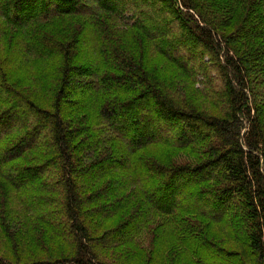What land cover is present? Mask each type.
Here are the masks:
<instances>
[{"label":"trees","instance_id":"16d2710c","mask_svg":"<svg viewBox=\"0 0 264 264\" xmlns=\"http://www.w3.org/2000/svg\"><path fill=\"white\" fill-rule=\"evenodd\" d=\"M34 1L0 0V264H264V0Z\"/></svg>","mask_w":264,"mask_h":264},{"label":"rangeland","instance_id":"374dc122","mask_svg":"<svg viewBox=\"0 0 264 264\" xmlns=\"http://www.w3.org/2000/svg\"><path fill=\"white\" fill-rule=\"evenodd\" d=\"M31 1H34V0H31ZM102 1V0H101ZM108 1V0H107ZM150 1V0H149ZM41 2V1H40ZM119 1H116L115 2V0H109V3L110 4H113V5H115L118 9H123V8H126V6L128 5V4H132L133 2L131 1H128V2H125L124 0L122 1V3L120 2V3H118ZM34 3H35V1H34ZM33 4V3H32ZM136 5H137V8H138V10L139 11H143V12H145L144 11V8H145V6L147 7V5H148V0H141V1H139L138 3H136ZM26 8V7H29V9L28 10H24V11H21L20 10V8H19V10H17V15H18V19H19V21L20 22H23V21H25L26 20V17H27V13L28 14H32V12H33V9L31 8L32 6H30V4H27V3H25L24 4V6H23V8ZM18 9V8H17ZM35 10V9H34ZM52 11H53V9H51ZM28 11H30V12H28ZM37 11H39V10H37ZM9 14H11V15H13V13H14V11H7ZM145 14H147L148 15V13H145ZM84 20H81L80 22H79V20H78V23H81V22H83ZM62 22V23H61ZM66 22H71V19L70 18H62V19H59V20H57V23H60L59 24V26L60 25H62L63 23H66ZM2 33H5V31H4V29H0V35L2 34ZM0 39H2V36H1V38ZM177 55H179V54H177ZM184 56V57H183ZM180 57H183V58H185V61H186V64L188 65V66H193L194 65V62H192V60L187 56V55H181ZM78 58H85L82 62H87V61H89L90 59H88V49L87 48H84V49H80V51H78ZM87 58V59H86ZM157 61V60H156ZM197 63H199L198 61H197ZM154 64H155V62H154ZM31 71V70H30ZM41 72H37V74L36 75H33V71H31V72H27V71H20V72H11V75H12V79H13V81L16 83V84H18V86H19V88L20 89H22V90H24V89H26V88H28V89H30L31 90V95H33V93L35 94L36 93V90H35V88H34V85H35V82H36V77L40 74ZM87 79V81H89V83H85L86 85H88L86 88H96L98 85H99V80L96 78V77H88V78H86ZM86 79H77L76 80V83H75V85L74 86H72V92H73V94L74 95H77L78 94V90H79V88H80V84H82V80H83V82L86 80ZM198 79H200V77L198 78ZM175 80V79H174ZM173 84V83H172ZM181 89H179L178 87H177V90H175L178 94H180V95H184V96H186V97H188L189 99H191V100H193V102H195L197 105H199L200 107H203V108H207V109H209L210 107H213L211 104H209V102L207 101V98H205L198 90H200L201 88H203L202 87V82L201 83H197L196 85H194V84H190L189 82H186V81H184V82H181ZM178 86V85H177ZM89 96L90 95H88V96H86V97H84V98H82V101L83 100H85L86 98H87V100H86V102L88 101V99H89ZM40 100V99H39ZM85 102V103H86ZM84 103V104H85ZM40 104H41V102H40ZM83 104V105H84ZM20 115V121L21 120H24L25 119V114H19ZM16 120H17V118H15ZM16 122H15V120L14 119H12L11 121H9V120H5V122H4V126H7L8 124H9V126H13V124H15ZM2 128V126L0 125V129ZM34 139H32V141H33ZM189 158H191L190 156H189V154H187V153H185V152H180L178 155H176L175 156V160H177V161H179V162H183V161H186V160H190ZM23 178V177H22ZM25 179H27V177H25ZM6 200H7V202L6 203H11L10 205H11V207L13 208V203L11 202V199H10V197L8 196L7 198H6ZM227 204H229V201H228V203ZM227 204H225L224 203V206H226ZM193 206H194V204H193ZM214 207H215V209H216V206H217V204H214L213 205ZM3 209H5L4 207H0V211L2 212L3 211ZM218 210V209H217ZM9 210H7V209H5L4 210V212H8ZM15 213H17V212H15ZM18 214V213H17ZM22 218H23V216H22ZM24 224V223H23ZM157 228H154V229H148L147 231H145L144 233H143V235H142V238H140L139 239V242H140V247L142 248V249H145L144 247H145V245H151V243H154V242H156L155 240H156V238L158 237V239H157V241H160L161 240V238H162V236H160V234H162V232L161 233H159L156 237H154L155 236V230H156ZM215 232H216V235L218 234V229H216L215 230ZM152 233H153V235H152ZM160 243V242H159ZM155 244V243H154ZM135 246V245H134ZM67 248V246L65 245V243H61V244H59L58 246H56V250L57 251H62V250H64V249H66ZM142 249H140V250H142ZM136 250H137V248H134V249H132V246L131 247H127V248H125L124 250H116V251H110L107 255L109 256V257H111V261H113L114 263H116V264H130V262H131V257H130V255H131V253H134V252H136ZM179 261V263H182V262H184V260L183 259H179L178 260Z\"/></svg>","mask_w":264,"mask_h":264}]
</instances>
